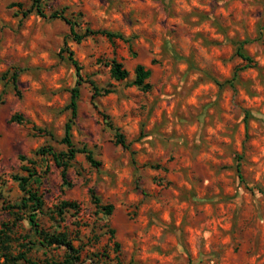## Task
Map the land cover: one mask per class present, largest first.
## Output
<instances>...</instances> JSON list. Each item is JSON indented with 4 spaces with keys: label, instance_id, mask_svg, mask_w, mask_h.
Wrapping results in <instances>:
<instances>
[{
    "label": "rangeland",
    "instance_id": "obj_1",
    "mask_svg": "<svg viewBox=\"0 0 264 264\" xmlns=\"http://www.w3.org/2000/svg\"><path fill=\"white\" fill-rule=\"evenodd\" d=\"M54 12L79 32L125 39L78 43ZM67 47L82 84L72 128L79 151L63 176L38 151L67 150L79 80ZM240 49L256 66L244 67ZM113 59L127 79L112 77ZM138 63L151 69L149 91L132 85ZM13 66L17 88L2 79ZM29 160L44 176L34 185L44 199L38 222L68 233L82 264H264V0H0V230L11 228L16 254L30 245L33 258H62L65 248L32 245L26 214L11 207ZM63 201L80 210L60 212Z\"/></svg>",
    "mask_w": 264,
    "mask_h": 264
},
{
    "label": "trees",
    "instance_id": "obj_2",
    "mask_svg": "<svg viewBox=\"0 0 264 264\" xmlns=\"http://www.w3.org/2000/svg\"><path fill=\"white\" fill-rule=\"evenodd\" d=\"M37 10L42 13V9L40 7ZM59 12H54L51 14L52 17H63L68 24H70V37L76 42H81L85 37L93 35V34H103L106 35L110 39L121 38L125 39L124 35L118 32H113L106 29H92L87 27L85 31L79 32L76 29V26L72 19L64 16L58 15ZM45 16V15H44ZM67 52L69 54V59L75 64L77 67V72L79 76V80L75 86L71 88V99L68 104L71 109V117L67 121L65 126V134L61 138V141L67 145V150L63 152H56L52 147H42L39 149V153L42 154L43 157L52 156L54 161L59 167L63 168V176H66V169L69 166V163L72 159H74L76 153L79 151L75 147L73 136H72V128L75 124L76 117L78 115V101L81 95V69L82 67L79 65L78 60L74 56V51L67 47ZM238 54L242 57L243 60L246 61L244 67L247 66H256V61L250 56L243 52L241 49ZM20 72V68L17 66H13L2 75V79L5 80L6 83L12 82L15 87L18 86V75ZM110 72L113 78L117 80H124L129 77V70L124 66L121 61L117 59H113L110 63ZM151 69L147 68L144 64L138 63L135 67V76L132 80V85L138 87L142 91H149L152 88V84L149 80L151 76ZM94 88L98 91V87L94 86ZM100 94V93H98ZM12 121L18 120L19 122H23L24 117L21 114H14L12 116ZM118 143L122 144L124 147L127 146L125 137L122 133H118ZM87 154L88 159L96 165H100V162L96 161L93 158V152L91 150H82ZM22 159L26 160L27 158L24 155L20 156ZM30 164V165H29ZM23 170L27 173L26 176H18L20 187L23 191V196L20 203L11 206L19 209L18 212L23 211L27 219L29 220L32 229L36 235L34 241L30 243L32 245H39L47 250H51L54 248H65V254L62 258H57L54 255H46L42 258H33L29 256V252L33 248L30 245H24L25 249L18 250L17 254L13 248V239H12V230L9 226L5 225L4 229L0 230V264H82L81 260V251L76 247L70 235L66 232H48L44 230L40 223L38 222L37 216L39 212L43 211L44 208V199L38 193V190L34 187L35 184L42 183L43 175L37 171L36 163L34 161H28V165L23 167ZM94 203L96 206L103 209L106 215H111L114 211V205L111 203L103 204L101 202V198L98 196H94ZM67 209H75L76 211L80 210V205L74 201H63L62 205L59 209L60 212H64ZM110 240L114 242V248L116 251V258L119 260L120 256V243L115 240V230L109 229Z\"/></svg>",
    "mask_w": 264,
    "mask_h": 264
}]
</instances>
